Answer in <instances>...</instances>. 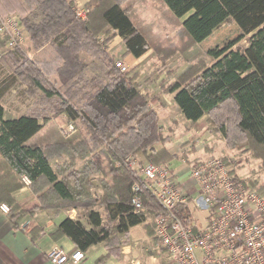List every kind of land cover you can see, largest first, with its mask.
Here are the masks:
<instances>
[{
	"label": "trees",
	"instance_id": "obj_1",
	"mask_svg": "<svg viewBox=\"0 0 264 264\" xmlns=\"http://www.w3.org/2000/svg\"><path fill=\"white\" fill-rule=\"evenodd\" d=\"M161 1L175 18L183 19L182 29L195 44L207 40L227 19L236 22L242 32L237 42L246 39L248 44L232 49L236 44L233 43L224 48L212 66L204 67L188 82H176L170 93L175 94V103L192 124L199 123L204 117L220 120L218 117H223V108L232 107L234 121L227 117L223 125H233L238 134L239 138L236 136L232 140L233 145L248 142L251 151L264 148V0ZM92 2L96 6L91 10L88 8L90 13L84 21L76 18L74 1L24 0L18 9L32 13L19 19L31 36L34 50L49 43L56 51V58L51 63H38L23 54L18 46L8 53L16 74L27 79L30 94L42 93L45 103L59 98L63 115L71 121L82 119L90 136L71 137L76 128L71 134H61L52 120L46 118L41 122L40 112L45 108L39 106L29 114L9 116L1 100L11 86H1L0 202L5 201L11 208L12 218L18 220L24 212L13 193L28 187L41 209L54 214L67 209L85 210L87 224L66 218L53 236L70 238L82 252L104 242L109 254H116L124 243L121 236L147 217L154 221L162 210L141 186L138 195L143 210L135 212L132 188L141 185V181L124 165V159L139 153L152 163L163 164L176 157L166 149L153 150L156 143L163 141L158 116L149 108L134 77L121 73L114 65L106 71L110 80L85 81L88 64L83 54L96 59L106 58L109 65L113 64L105 51L111 39L101 43L98 38L101 30L107 29L108 33L114 32L121 37L127 55L140 58L149 49L145 36L120 3ZM0 3L3 6L1 0ZM8 6L5 5L4 10L10 11ZM34 15L42 17L40 22L25 18ZM53 76L58 78L63 91L58 89ZM89 85L92 91H87ZM48 125L53 127L54 134L50 136L49 132L50 137L45 141L54 142L52 155L62 160L55 166L43 145L34 143ZM78 152L83 155L85 164L81 170L74 167L72 170L71 162L67 161ZM255 157L264 159V154ZM117 162L121 165L116 166ZM67 171L63 178V172ZM24 176L31 181L29 186L23 180ZM95 177H98L103 192L99 197L93 193ZM179 214L189 216L184 208L179 209Z\"/></svg>",
	"mask_w": 264,
	"mask_h": 264
},
{
	"label": "rangeland",
	"instance_id": "obj_2",
	"mask_svg": "<svg viewBox=\"0 0 264 264\" xmlns=\"http://www.w3.org/2000/svg\"><path fill=\"white\" fill-rule=\"evenodd\" d=\"M68 1H74V6L80 3L90 10L92 7L94 8L96 6V4L92 2L93 0ZM109 1H117L128 11L135 26L145 36L148 42L149 49L147 53L141 59L132 57V63L126 64L131 70L125 75L135 78V83L138 85L141 95L146 99L149 108L155 110L158 116L157 123L163 141L156 143L154 146L158 144L166 146V144H169L173 148V153L178 154L172 155L179 159L184 158L186 161L185 165L197 164L196 161H198L199 158L190 159L189 155L197 154L198 152L206 154V158H210L211 156L222 158L226 163L234 166L241 178L245 179L244 181L247 182L250 188L256 189L261 194H264V159L254 158L257 154H264V148L251 151L249 150L250 145L248 142L233 145L232 140H234L236 136L239 138V136L236 134L233 125H226V127L223 125L227 117H230L234 121L235 114L233 113L232 107L223 108V113H221L223 117H218L220 120H212L210 117H204L199 123L190 124L182 119L174 102V95L170 93L171 87L176 82H188L204 67L212 66L217 54L224 48L231 46L233 43L236 44L232 49L248 44L246 39L237 42L242 32L236 22L232 18L227 19L207 40L200 44H195L182 29L183 19L175 18L161 0ZM17 14L18 12L1 14V22L7 18H16L20 20L24 17V15ZM26 17H29L34 23L40 22L42 18L37 15L25 16V18ZM23 29L22 42H20L19 45L23 54L32 57H52L53 52L49 46L45 47L41 53H36L35 51L37 50H34L31 36L28 32L26 33L24 25ZM98 38L101 43L109 38L111 39L110 43L106 45L105 51L113 59V64L112 66L111 64L109 65L106 58L96 59L84 54L83 59L88 64L85 71V81H88V83H91V81L95 79L105 82L110 80V77L106 75V71H110L114 65L116 66L117 62H122V58L127 55L123 39L114 32L108 33L107 29L101 30ZM7 44L8 38L4 39L3 35L0 34V87L5 84L11 86L9 89L10 91H8L1 100L4 108H6L7 114L12 117H18L31 113L39 106L40 108H45L40 112L41 122H44L46 118L52 120L51 122L58 126L54 127L56 129L58 128L57 130L61 132V134H71L73 131H69L67 127L71 120L63 115L61 110L62 106L59 105V103L61 104L59 98L55 97L50 103H45L44 98H42V93L37 92V94L33 95L28 92L29 83L26 82L27 79L20 78L18 74H16V69L8 55L10 50H8ZM46 44L47 43L44 45ZM109 48H111L110 52ZM55 80L58 83V89L63 91L61 83L58 82V78ZM87 91H92L91 85L87 86ZM74 123L76 131L71 134V137L77 136L78 138H83L84 136H90L82 119H78L74 121ZM175 124L178 127L175 126L174 129H172ZM223 128H226V130L224 131ZM191 129H194L195 132L189 133ZM49 132L50 136L54 134L53 127L50 125H48L42 135L39 136L40 138L38 137L35 139L34 143L43 145L45 152L51 159V163L55 166L58 162L62 163V160L52 155L54 152L52 146L54 142L45 141L47 137H50ZM180 134L187 136L190 134L193 135L189 139L186 138L181 140ZM228 135L230 139H228ZM130 155L136 156L143 164L152 162L142 158L139 153ZM82 158L83 155L78 152L77 156H73L67 163L71 162L72 170L73 167L77 170H81L85 164ZM172 161H167V163L173 168L171 164ZM176 167H179V164H177ZM67 173L68 171L63 172V178H66L65 176ZM95 178L93 193L96 197H99L103 195V192L98 184V177ZM101 212H103V210H101ZM192 213L194 218L199 222L198 224L204 223L206 220L205 216L208 215L207 212H199L196 209H193ZM85 214V210H80L78 217L82 219L83 222L87 223ZM142 230V227H136L132 230V238L134 241L142 239ZM156 244L158 245L157 241ZM134 256L137 257L136 252Z\"/></svg>",
	"mask_w": 264,
	"mask_h": 264
},
{
	"label": "built area",
	"instance_id": "obj_3",
	"mask_svg": "<svg viewBox=\"0 0 264 264\" xmlns=\"http://www.w3.org/2000/svg\"><path fill=\"white\" fill-rule=\"evenodd\" d=\"M74 12L78 20L84 21L90 10L77 3ZM23 30L16 18L1 22L0 34L8 38V50L20 45ZM116 67L123 74L131 70L121 61ZM67 127L74 131V121ZM123 163L141 181L132 188L135 212L143 210L138 195L141 186L162 209L154 217L153 231L159 249L166 255V264H264V194L240 179L232 164L213 157L186 165L184 172H178L168 163L143 164L134 155H128ZM23 180L27 186L31 184L28 177ZM186 182L194 185L186 187ZM180 208L186 209L189 216L181 217ZM193 209L208 213L206 227H198ZM0 210L11 212L5 203L0 204ZM47 257L51 264H80L85 255L80 249L69 253L55 245Z\"/></svg>",
	"mask_w": 264,
	"mask_h": 264
},
{
	"label": "crops",
	"instance_id": "obj_4",
	"mask_svg": "<svg viewBox=\"0 0 264 264\" xmlns=\"http://www.w3.org/2000/svg\"><path fill=\"white\" fill-rule=\"evenodd\" d=\"M1 2L3 4L2 6L0 3L1 14L13 12H18L17 15L32 14L31 12L24 13V11L18 10L19 7L23 6L24 0H1ZM5 5H9L8 9L10 11L4 10ZM34 10L37 9L34 8ZM37 14H40V12H37ZM48 46L52 49V57L43 58L42 56L32 57L29 55V58L38 63L53 62L54 58H56V51L51 44L47 43L35 52L41 53L45 47ZM110 47L112 48L111 45ZM111 48H109V52ZM132 57L134 56L125 55L122 58V62L131 64ZM142 57L135 59H141ZM53 78L57 79L56 76H53ZM173 95L175 97V94ZM176 106L182 119L192 124L183 116L179 106L177 104ZM175 126L177 125H173L172 129H174ZM192 132H195L194 129H191L189 133ZM192 135L193 134L189 136L180 134V139H189ZM162 149H166L170 154L178 155L173 153V148L169 144H166V146L158 144L153 147V150L156 152ZM139 155L146 159L144 155ZM205 156L206 154H201V152L189 155L190 159L199 158V160L196 161L197 163L209 159ZM210 158H213V156ZM171 164L173 165V169L178 172H182L186 167L184 158H176ZM177 164H179V167H176ZM235 173L240 179L245 180L241 178L236 169ZM183 178L185 179L187 177L183 176ZM192 184L191 182H186V187H191ZM13 197L24 214L17 220L12 218V214H5L0 210V264H51L47 255L55 245L62 247L69 253L77 250L70 238L66 236L55 238L53 233L66 218L83 222V220L78 217L80 210L67 209L58 214H54L48 210L41 209L36 196L32 194L28 187L13 193ZM2 203L6 204L5 201L0 202V204ZM207 217L208 215L205 216V222L201 224H198L199 222L196 220L198 227L203 228L208 225L209 218ZM83 223L87 224L85 222ZM153 224V219L147 217L143 223L131 227L125 235L121 236L124 243L116 254H109V248L104 242L90 247L88 251L83 252L85 257L80 264H166V255L159 249L156 244V239L154 238ZM136 227H142L143 229V237L138 241H134L132 238V230ZM135 252L137 253V257L134 256Z\"/></svg>",
	"mask_w": 264,
	"mask_h": 264
}]
</instances>
